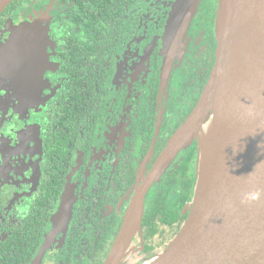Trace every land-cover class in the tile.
Returning a JSON list of instances; mask_svg holds the SVG:
<instances>
[{
	"label": "flooded vegetation",
	"instance_id": "af4514ba",
	"mask_svg": "<svg viewBox=\"0 0 264 264\" xmlns=\"http://www.w3.org/2000/svg\"><path fill=\"white\" fill-rule=\"evenodd\" d=\"M175 0H12L0 13V264H106L142 180L214 66L218 0L167 59ZM33 27L37 56L9 61ZM169 58V57H168ZM199 133L143 198L118 264H146L186 220Z\"/></svg>",
	"mask_w": 264,
	"mask_h": 264
},
{
	"label": "water",
	"instance_id": "95a60500",
	"mask_svg": "<svg viewBox=\"0 0 264 264\" xmlns=\"http://www.w3.org/2000/svg\"><path fill=\"white\" fill-rule=\"evenodd\" d=\"M11 1L0 0V13ZM199 1L175 0L165 37L169 61L182 51ZM216 36L208 82L137 188L106 264L124 259L130 220L139 231L148 188L208 122L189 214L166 249L146 264H264V0H218ZM8 48L9 61L37 56L40 36L20 25ZM258 190V199H245Z\"/></svg>",
	"mask_w": 264,
	"mask_h": 264
},
{
	"label": "bare ground",
	"instance_id": "6f19581e",
	"mask_svg": "<svg viewBox=\"0 0 264 264\" xmlns=\"http://www.w3.org/2000/svg\"><path fill=\"white\" fill-rule=\"evenodd\" d=\"M209 126H210V122H208L207 124L203 125L202 128L199 131V137H200V143H201V151H200V153L204 152V148L206 146V142H207L209 131H210ZM181 135H182V132L177 133L178 137L181 136ZM175 140H176V138H174L170 144H173L175 142ZM130 222H131L130 223L131 233L134 234L138 230L137 222H135L134 218H132L130 220Z\"/></svg>",
	"mask_w": 264,
	"mask_h": 264
},
{
	"label": "clouds",
	"instance_id": "9594fccd",
	"mask_svg": "<svg viewBox=\"0 0 264 264\" xmlns=\"http://www.w3.org/2000/svg\"><path fill=\"white\" fill-rule=\"evenodd\" d=\"M260 196H261V191L258 190L256 192L246 194L245 199L246 200H255V199H258Z\"/></svg>",
	"mask_w": 264,
	"mask_h": 264
},
{
	"label": "rangeland",
	"instance_id": "374dc122",
	"mask_svg": "<svg viewBox=\"0 0 264 264\" xmlns=\"http://www.w3.org/2000/svg\"><path fill=\"white\" fill-rule=\"evenodd\" d=\"M201 151V143H200V150H199V152ZM128 243H129V239H128V241H127V243H126V248H127V246H128ZM126 250V249H125ZM159 253H161V252H158L156 255H154V256H152V259L153 258H155ZM151 259V260H152Z\"/></svg>",
	"mask_w": 264,
	"mask_h": 264
},
{
	"label": "trees",
	"instance_id": "16d2710c",
	"mask_svg": "<svg viewBox=\"0 0 264 264\" xmlns=\"http://www.w3.org/2000/svg\"><path fill=\"white\" fill-rule=\"evenodd\" d=\"M182 225H183V224H182ZM181 227H182V226H181ZM181 227H179V228H181ZM179 230H180V229H179ZM179 230H178V231H179ZM176 234H177V233H176ZM176 234H175V235H176ZM175 235H174V236H175ZM169 243H170V242H169ZM164 250H165V249H164Z\"/></svg>",
	"mask_w": 264,
	"mask_h": 264
}]
</instances>
